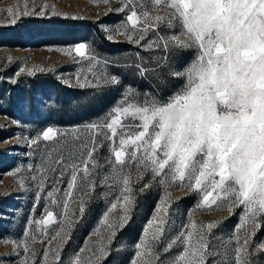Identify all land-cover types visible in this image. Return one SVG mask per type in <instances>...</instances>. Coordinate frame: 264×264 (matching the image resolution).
Masks as SVG:
<instances>
[{"label":"rangeland","instance_id":"rangeland-1","mask_svg":"<svg viewBox=\"0 0 264 264\" xmlns=\"http://www.w3.org/2000/svg\"><path fill=\"white\" fill-rule=\"evenodd\" d=\"M135 2L139 4L144 0ZM123 3H127V0H108L107 3L104 0H0V264H22L25 255L34 264H44L46 251L48 264H70L71 258L81 247L87 245L85 252L81 253L82 257H86L88 249L99 255L101 244L109 254L101 257L98 264H130L135 258V245L154 217L155 222L149 228V234L157 226L156 222L162 218L165 220L164 236L157 251L174 238L191 217L198 224L221 222L208 237L209 246L215 245L220 252H224V245H227L231 255L235 241L229 242V237L235 234L240 223L242 206L234 207L231 211L226 207L213 206L212 210L198 208L202 194L177 184L159 183L160 177L152 179L150 171L143 168L138 170L134 162L128 169L132 201L129 205L120 199L122 186L118 182L114 184L109 179L107 183H100L103 176L112 172L107 163L112 158L109 142L103 134L96 136L97 143L102 142L104 145L94 154L97 168L93 170L90 166L94 172L95 189L82 192L78 177V185L72 197L67 199L65 215L64 193L70 176L65 172L61 177L59 170L52 171L58 168L54 161L61 155L67 162H70V157L78 156L81 145L90 144L94 135L87 125L102 124L115 107L142 105L145 99L153 97L162 102L167 101L184 84L183 79L169 74L171 68L182 70L195 55L193 50H185L179 56H170L163 48L147 47V43L156 41L158 36L170 34L169 30L163 28L149 30L140 44L129 41L123 31L117 30L125 24L129 10L113 11ZM45 4L48 7L40 14L41 5ZM8 8L13 10L11 15L6 14ZM148 10L152 15H168L166 10L152 7ZM53 15L91 19L92 22H76L68 27H63V24L54 26L51 22L54 20L49 19ZM14 19L15 23L12 22ZM46 34L52 37L70 36L74 40L47 43L43 40ZM81 43L89 46L90 55L100 61L99 65L93 68L94 61L70 51ZM166 56L167 60L164 59ZM21 68L25 71L21 72ZM90 68L92 71H89ZM29 69L35 74L50 72L62 83L82 88L83 99L97 94L108 98L104 108L93 106L96 112L99 109V118L82 126L81 130L76 127L43 126L41 117L56 108L55 94L47 87L45 91L40 90L35 83L38 78L29 75ZM97 76H114L118 82L97 81ZM84 77H87V84ZM97 84L99 86H93ZM123 123L131 127L118 129L117 145L120 135L125 131H136L138 121L128 117ZM48 127L57 132L52 142L41 141L39 147L31 145L30 140ZM63 137L80 139L75 151H70L75 153L66 155L59 152ZM42 176L43 190L40 188ZM145 184L147 187H144ZM53 187L58 188V191L49 198L47 192ZM92 197L93 204L87 206ZM81 203L84 207L82 214L79 212ZM112 203H117V207L108 212V224L113 225L115 236L109 241L108 224H101V220ZM46 209L52 211L58 224L63 226L64 231L56 239L52 237L60 230L57 224L41 226L36 223L46 215ZM125 209L128 210L129 219L122 227H116L119 217L125 215ZM260 223V229L251 236L248 245L252 264H264V250L256 251L257 245L264 243V220ZM25 241L29 243L27 253L23 248ZM17 244L20 246L17 247ZM94 245L97 247L94 248ZM177 250H171L166 254L167 258L171 259ZM55 251L59 252V260L53 256ZM164 258L161 256V259ZM214 259L219 260L221 257ZM137 264H140L139 260Z\"/></svg>","mask_w":264,"mask_h":264},{"label":"snow or ice","instance_id":"snow-or-ice-1","mask_svg":"<svg viewBox=\"0 0 264 264\" xmlns=\"http://www.w3.org/2000/svg\"><path fill=\"white\" fill-rule=\"evenodd\" d=\"M47 7L41 5L40 14ZM149 7L166 10L168 15H152ZM125 9L129 10L126 22L117 30L123 31L132 43L140 44L149 30L163 28L170 34L158 36L156 41L148 42L147 47L163 48L170 56H179L185 50H193L195 55L182 70L171 68L169 74L183 79L184 84L167 101L153 97L145 99L142 105L115 107L102 124L87 125L94 135L90 144L81 145L78 156L70 157L67 162L61 155L54 161L58 168L52 171L59 170L61 177L65 172L70 176L64 193L65 215L67 199L72 197L78 177L82 192L95 189L90 166L93 170L97 168L94 154L104 145L97 143L96 136L103 134L109 142L112 158L107 163L112 172L103 176L100 183H107L109 179L114 184L118 182L122 186L120 199L129 205L132 201L128 169L134 162L138 170L150 171L152 179L160 177L159 183L177 184L202 194L198 208L226 207L229 211L234 207L243 208L235 234L229 237V242L235 241L231 255L227 245H224V252L215 245L209 246L208 237L221 222L198 224L191 217L189 223L157 251L164 236L165 220L156 222L157 226L149 234L154 217L135 245V258L130 264H137L138 260L140 264H209L210 259L211 264H252L249 240L264 220V0H144L139 4L127 0L113 11ZM12 12V8L6 10L7 15ZM12 22L15 23V19ZM70 51L94 61L93 68L100 64L90 55L85 43ZM164 59L167 60V56ZM28 73L35 74L31 69ZM96 79H103L105 83L118 82L114 76H97ZM84 80L87 84V77ZM128 117L138 121L136 131H125L117 145L118 129L131 127L123 123ZM56 136V130L48 127L37 133L30 144L39 147L41 141H52ZM43 187L42 176L41 190ZM57 191L58 188L53 187L47 196L52 198ZM116 207L117 203L111 204L101 224H108V212ZM45 211L46 215L36 223L41 226L57 224L60 230L52 237L56 239L64 231L63 226L58 224L52 211ZM83 211L81 203L79 212ZM127 211L125 209V215L119 217L116 227H122L129 219ZM108 227L110 241L115 231H112V224ZM23 248L25 253L29 251L27 241ZM86 248L87 245L81 247L70 264H98L101 257L109 254L101 244L99 255L88 249L89 254L82 257ZM174 248L178 250L168 259L166 254ZM260 250H264V243L257 245L256 251ZM53 256L60 259L58 251L53 252ZM217 256L221 259H214ZM48 259L46 251L44 264H48ZM22 264L34 262L25 255Z\"/></svg>","mask_w":264,"mask_h":264},{"label":"trees","instance_id":"trees-1","mask_svg":"<svg viewBox=\"0 0 264 264\" xmlns=\"http://www.w3.org/2000/svg\"><path fill=\"white\" fill-rule=\"evenodd\" d=\"M49 19L54 20L51 21L53 22L54 26H57L56 24H63V27H68V25L76 24V22H92L91 19L71 18L68 16L61 17L57 15L50 16ZM67 29H69L68 31H71L70 28ZM43 40L47 43L66 41L71 42L72 40H74V38L72 39L70 36L67 37L63 35L52 37L49 36V34H46L43 37ZM33 77L38 78V81H36L35 83L40 87V90L45 91L44 88L47 87L49 90L54 91L55 94L54 101L56 102V108H54L52 112H47L43 117H41V124H43V126L47 124L51 125L54 128L63 127L66 129L76 127L78 130H81L83 128L82 126H85V124H87L88 122H95L96 119L99 118V109H97L96 112L93 106L98 105L100 108H104V105H106L108 101V98L98 94L83 99L82 94L84 90L82 88H75L62 83L57 76L50 72H39L34 74ZM72 92H74V94H71ZM79 140L74 137H63L61 143L62 147L59 152L65 153L66 155L68 153H75L70 151H75L76 146H78ZM47 142L51 143L52 141ZM0 170H2L1 167ZM93 202L94 198L92 197L90 203H88L87 206L93 204Z\"/></svg>","mask_w":264,"mask_h":264}]
</instances>
